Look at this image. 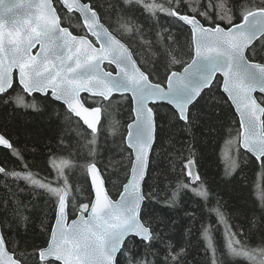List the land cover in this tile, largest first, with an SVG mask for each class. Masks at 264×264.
<instances>
[{
	"label": "snow or ice",
	"instance_id": "6c2138e0",
	"mask_svg": "<svg viewBox=\"0 0 264 264\" xmlns=\"http://www.w3.org/2000/svg\"><path fill=\"white\" fill-rule=\"evenodd\" d=\"M65 17L80 22L76 33L63 26ZM141 20L148 21L147 29ZM145 49L157 57L151 68L136 59ZM37 93L44 103L62 106L57 119L63 117L70 126L71 117L78 118L80 140L68 144L67 156L50 150L48 166L56 174L50 181L39 179L33 164L0 134V146L23 165L0 166V264L28 260L27 252L17 255L9 249L12 232L27 229L30 219L16 189L43 195L52 206L47 245L32 254L40 264H188L191 242L174 243L170 233L175 221L154 215L156 204L174 208L185 190L204 202L207 221L202 215L196 231L211 264H264V191L257 197L258 211L246 217L250 227L236 225L240 230L234 231L220 201L211 205L191 144L186 157L180 154V177L186 174L190 181L178 177L164 200L156 187L145 191L158 119L170 117V126L188 132L197 124L219 132L229 127L225 105L239 118L235 137L229 128L228 143L237 152L244 150L239 159L229 158L226 176L235 179L234 173L243 171L241 164L249 162L264 169V0H0V107L40 112ZM114 94L130 97L131 103L126 134L115 125L107 129L125 173L116 199L98 163L101 137L103 147L113 150L104 136L103 115ZM164 106H170L169 117L159 116L158 108ZM81 149L87 152L83 163ZM75 171L84 187L79 181L73 186L69 172ZM186 214L192 217L191 235L196 217ZM70 215L75 218L69 222ZM213 215L225 229L222 247L210 227ZM254 232L260 242L252 246Z\"/></svg>",
	"mask_w": 264,
	"mask_h": 264
},
{
	"label": "trees",
	"instance_id": "16d2710c",
	"mask_svg": "<svg viewBox=\"0 0 264 264\" xmlns=\"http://www.w3.org/2000/svg\"><path fill=\"white\" fill-rule=\"evenodd\" d=\"M160 15L163 17V14ZM141 23L147 29L148 21L141 20ZM160 23L161 25L166 24V18H162ZM63 26L69 27L73 33H76L79 30L80 22L75 17L71 20L65 17ZM184 39L185 36L181 35L182 44ZM156 58L147 49L144 52H138L136 55V59L140 64L148 68L152 67L151 61ZM163 71L164 69L160 68L161 75H163ZM14 87L19 91L17 84ZM16 94L13 93V95ZM35 96L41 102L42 111L40 112L16 108L15 106L7 109L0 107V134H5L6 138L10 139V142L21 151L24 158L33 164L32 171L38 174L39 179L47 178L54 181L56 174L48 166L47 159L50 150L59 156L68 155L66 150L68 144L71 143L75 146L77 141L80 140L76 130L77 120L71 117V125L69 126V123L63 117L57 119L55 116V113L59 112L62 106L54 107L44 103V97ZM28 99L31 100V97H28ZM130 108L129 98L124 100L121 97H115L111 107L103 115L104 136H108L109 147L113 150L110 151L109 148L103 147L105 141L101 137V154L98 163L104 173L106 187L114 199L118 197V192L121 190V181L124 179L125 173L121 168L119 153L115 150V146L111 145L112 137L108 135L107 129L115 125L118 132L123 131L126 134L127 123L131 122ZM223 111L229 127L220 129L219 132L213 131L210 133L205 126L197 124L191 132H188L180 127L170 126L167 106L158 108L160 117L169 118L166 120L158 119L157 122V140L151 153L150 172L146 178L145 191H150L153 187H156L159 190L161 200L172 195V190L175 189L176 181L180 177L181 169H183L180 154L183 153V156L186 157L187 149L191 144L196 153L197 165L195 170L211 191V205H215L216 201L219 200L224 206L229 225L233 227L234 231L238 232L240 229L236 225H242L247 230L250 224L246 217H251L254 211H258L259 200L257 197L261 191H264V169L259 164L249 162L246 165L241 164L243 171L237 170L234 173L235 179L226 176L225 170L229 158L239 159V153H243V151L239 149V152H237L236 148L228 143L231 137H235L239 124L233 109L229 112L227 105H225ZM217 127L219 126L217 125ZM229 128L231 129V137ZM61 137L64 138L63 144H61ZM193 137H195L194 140ZM117 139H119V136H117ZM75 152V147H73L74 158ZM86 155V149H81L80 163L84 162ZM123 163L126 164L127 160L125 159ZM0 166L8 169L23 167L20 160L11 153V150L1 148ZM69 176L74 187L77 186L78 181L80 187L85 186L79 171H75L74 174L69 172ZM180 178L185 183L190 181L186 174ZM3 179L1 174L0 196L4 195ZM196 184H199V181ZM15 191L16 196L27 205L26 214L30 219L27 229L21 227L18 231L14 230L12 232L11 240L13 243L9 244V249L14 248L17 255L27 252V264H40L38 256L32 254L35 250L47 245L50 225L54 222L52 206L48 204L46 197L43 195H35L30 191H20L19 189ZM80 199H83V197H80ZM203 203V200L193 196L191 191L185 190L180 195L174 208H169L163 204L155 205L154 215H163L166 220L175 221V230L170 233L173 242L182 246H188L189 241L191 242L188 264H211L210 254L208 257L205 256L204 241L196 231L200 228V217L202 215L207 221V213L202 208ZM186 213H191L196 217L195 228L192 229L191 235H188L187 232L192 225V217ZM69 218L73 219L75 216L70 215ZM210 227L213 229L215 242L219 247H222L224 245L225 229L222 224H217L215 215L211 217ZM5 232H7V228H5ZM259 242V236L254 232L249 243L255 246ZM242 264H246V262H242Z\"/></svg>",
	"mask_w": 264,
	"mask_h": 264
},
{
	"label": "water",
	"instance_id": "95a60500",
	"mask_svg": "<svg viewBox=\"0 0 264 264\" xmlns=\"http://www.w3.org/2000/svg\"><path fill=\"white\" fill-rule=\"evenodd\" d=\"M35 51V50H34ZM17 85H18V82H17ZM34 95H39V96H41L40 94H34ZM254 95L255 96H259L260 94L257 92V93H254ZM114 96L115 97H120L119 96V94H114ZM41 97H43V96H41ZM129 99H130V97H129ZM167 107H170V106H167ZM233 112H234V114H235V110L233 109ZM236 116V115H235ZM75 118V117H74ZM236 118H237V120H238V124H239V118H238V116H236ZM75 119H78V118H75ZM81 124H82V121L80 122ZM85 127V129H86V126H84ZM126 131H127V128H126ZM154 146V145H153ZM0 148L1 149H4L2 146H0ZM5 150H9V149H5ZM241 151H243L244 152V150L243 149H241ZM250 155V154H249ZM253 159H254V157H253ZM1 175V174H0ZM118 198V197H117ZM71 220H69V222H70ZM54 223V222H53ZM49 235H50V233H49ZM49 239V238H48ZM39 260V259H38Z\"/></svg>",
	"mask_w": 264,
	"mask_h": 264
},
{
	"label": "flooded vegetation",
	"instance_id": "af4514ba",
	"mask_svg": "<svg viewBox=\"0 0 264 264\" xmlns=\"http://www.w3.org/2000/svg\"><path fill=\"white\" fill-rule=\"evenodd\" d=\"M75 119V118H74ZM81 124V123H80Z\"/></svg>",
	"mask_w": 264,
	"mask_h": 264
}]
</instances>
